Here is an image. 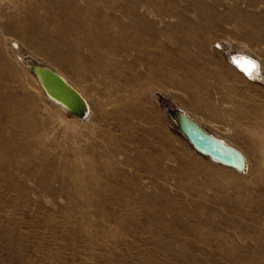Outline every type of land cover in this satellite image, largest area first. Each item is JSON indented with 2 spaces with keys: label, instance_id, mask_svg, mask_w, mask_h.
<instances>
[{
  "label": "rangeland",
  "instance_id": "374dc122",
  "mask_svg": "<svg viewBox=\"0 0 264 264\" xmlns=\"http://www.w3.org/2000/svg\"><path fill=\"white\" fill-rule=\"evenodd\" d=\"M84 4L0 0V264H264V85L226 61L248 46L264 66V0H129L146 63L119 54L103 80L44 42ZM119 31L102 35L135 50ZM9 41L93 100L92 128L39 96ZM164 102L242 149L249 174L197 154Z\"/></svg>",
  "mask_w": 264,
  "mask_h": 264
},
{
  "label": "bare ground",
  "instance_id": "6f19581e",
  "mask_svg": "<svg viewBox=\"0 0 264 264\" xmlns=\"http://www.w3.org/2000/svg\"><path fill=\"white\" fill-rule=\"evenodd\" d=\"M128 2H129V0H84L85 4L83 5V8H82L83 12H81L80 10H76L73 12H67V13L65 12L63 15H61L62 17H65L64 18L65 21L63 24H59V26L56 27V29H57V32L55 33L56 37L54 39L45 38L44 42L47 44L49 49H53V50L56 49L57 53H58V49H59L58 46L59 45H65L68 48L67 53L65 55L66 58H73L74 56L78 57V61H76V63H74L72 65V68L78 70L79 73L81 72L85 76H88V77L93 78V79H94V77H96V78L98 77L100 80L109 79L110 73L107 70V68L104 66L105 65L104 62H107V61L113 59V57L118 56L119 54H124L123 56L125 58L131 57L132 58L131 62L133 63V65H138L141 67L142 65H144L146 63V60H143V58H142V50H141L140 45L145 44V43L150 44V42L146 41L145 35H143V33L141 32V28L144 25L143 19H139L136 23L133 24V26H132L131 21H129L128 23H124L123 15L126 16V18H128L129 16L122 9L125 6H127ZM134 3H133V5H134ZM121 16H122V18H121ZM104 17L108 20V22H106V21L104 22ZM100 20H102L103 23H101ZM116 27L120 29L119 33H130L131 34L130 39L133 41L132 45H134L135 43L138 45V47L135 48V50L133 48H129V44H126L128 46V48H125L124 51L122 48L117 49V48L113 47V43H111L110 39L107 36L108 33H106V32L109 29L116 28ZM130 27H132V29ZM103 28H104V31H106L105 32L106 34H104V35H102ZM135 28H136V30H135ZM99 32H101L100 35H99ZM77 36H78V38H77ZM79 37H83V38H79ZM9 42H10L9 45H7V46H9V49H8L9 53L15 58L16 63H19L20 65L23 66L22 68L25 71H28L24 66V62L26 59L31 58V57H29V56L27 57L26 55H24V53H21L23 47H22L20 42L14 41L16 43H14L13 45H12L13 41H9ZM216 44H218V46H219V47H217V49L219 51L225 50V48L222 44L215 43V42L211 43L212 46H214ZM229 45H230V43H229ZM103 48H105V49H103ZM81 49H83L87 53H85V54L80 53ZM106 49H109V50H106ZM130 49H132L133 52ZM57 53H54L52 56L56 57ZM239 55H244V56H247V57L254 59L253 62L255 64V67L253 69H251L250 71H248V73H243V72L239 71L235 66H233L229 62L230 57H233V59L237 60V59H239ZM226 59H227L226 61L228 62L229 66L238 75H240L242 78H244L246 81L254 83V84L264 83V66H263L262 60L248 46H243L237 51L229 50ZM81 62H83L82 63L83 66H81ZM55 71H57V70H55ZM57 72L70 83L69 79L63 73H61L60 71H57ZM146 74H149V75L153 74L157 77L160 76V74H158V73H156L150 69L146 72ZM164 74L166 76V75H168V72L165 71ZM161 75H163V73H161ZM32 76H33L34 80L36 81L33 74H32ZM118 76H119V74L117 73V77ZM259 81L261 83H259ZM36 84L38 85L37 81H36ZM261 85H263V84H261ZM74 88L76 89V87H74ZM76 90L82 95V97L88 103L89 114L85 120H79L76 118H74V120L83 126L91 127L94 117H97V112H95V110L93 108V102H92L93 100L91 98H89L88 96L84 95L83 93H81L78 89H76ZM38 92H39L38 93L39 96H41L42 99H44L46 102L50 103L52 106H54L55 108L58 109V111L60 113L59 115L61 118L62 117L65 118L64 115L69 114L68 111L66 109H64L62 106H60L59 104L48 99L46 97V95L44 94V92L42 91V89H40L39 85H38ZM152 93L154 94V92H152ZM153 98H154V96H153ZM225 100L227 101V98H225ZM157 104H159V103H156V105ZM190 106H192V103H190ZM227 107H229V106H227ZM180 109L183 110L185 113H187L194 120H196L197 123L200 124L208 132H210L211 134H213L217 138L223 140L226 144H229V145L233 146L234 148H236L238 151H240L244 155V157L247 161V173L244 175H242V174H240V175H242L244 177V176H247L249 174L251 163H250V160L248 159L247 155L245 154V152L242 149H240L237 145H235L229 139H226V138H224V137H222L216 133L209 131L203 125L201 120H199L197 118V116L192 112V110H190V108H188L184 105H181ZM113 126H115V125H113ZM200 156H202V155H200ZM203 158H205V157H203ZM210 162H212V161H210ZM212 163H215V162H212ZM215 164H218V163H215ZM218 165H220V164H218ZM221 166H223V165H221ZM223 167H225V166H223ZM225 168H227V167H225ZM227 169L234 171L236 174H239L233 169H230V168H227Z\"/></svg>",
  "mask_w": 264,
  "mask_h": 264
},
{
  "label": "water",
  "instance_id": "95a60500",
  "mask_svg": "<svg viewBox=\"0 0 264 264\" xmlns=\"http://www.w3.org/2000/svg\"><path fill=\"white\" fill-rule=\"evenodd\" d=\"M215 46L219 47L218 44ZM249 61L253 62L254 59L244 55H239L237 60L229 58V62L243 73H248L254 68ZM24 66L34 75L48 99L62 106L76 119L85 120L88 117L89 108L86 100L57 71L31 58L25 60ZM163 107L178 133L194 151L209 161L233 169L239 174L247 173V161L240 151L208 132L180 107H173L169 102H164Z\"/></svg>",
  "mask_w": 264,
  "mask_h": 264
},
{
  "label": "snow or ice",
  "instance_id": "6c2138e0",
  "mask_svg": "<svg viewBox=\"0 0 264 264\" xmlns=\"http://www.w3.org/2000/svg\"><path fill=\"white\" fill-rule=\"evenodd\" d=\"M249 63H250V64H252V66H253V67H255V64H254V62H252V61H249Z\"/></svg>",
  "mask_w": 264,
  "mask_h": 264
}]
</instances>
